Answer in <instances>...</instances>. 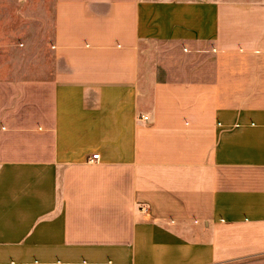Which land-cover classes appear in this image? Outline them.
Masks as SVG:
<instances>
[{
  "label": "crops",
  "instance_id": "crops-1",
  "mask_svg": "<svg viewBox=\"0 0 264 264\" xmlns=\"http://www.w3.org/2000/svg\"><path fill=\"white\" fill-rule=\"evenodd\" d=\"M0 264H264V0H0Z\"/></svg>",
  "mask_w": 264,
  "mask_h": 264
},
{
  "label": "built area",
  "instance_id": "built-area-1",
  "mask_svg": "<svg viewBox=\"0 0 264 264\" xmlns=\"http://www.w3.org/2000/svg\"><path fill=\"white\" fill-rule=\"evenodd\" d=\"M92 159H93V160H98V159H99V154H94ZM142 210H143V211H147V210H148V207L143 206V207H142Z\"/></svg>",
  "mask_w": 264,
  "mask_h": 264
}]
</instances>
